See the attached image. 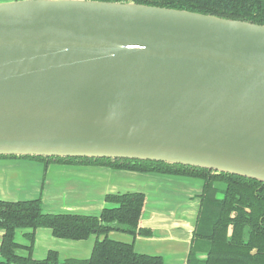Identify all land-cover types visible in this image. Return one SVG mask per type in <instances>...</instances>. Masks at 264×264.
<instances>
[{
	"label": "water",
	"instance_id": "obj_1",
	"mask_svg": "<svg viewBox=\"0 0 264 264\" xmlns=\"http://www.w3.org/2000/svg\"><path fill=\"white\" fill-rule=\"evenodd\" d=\"M0 155L264 182V24L134 1L0 0Z\"/></svg>",
	"mask_w": 264,
	"mask_h": 264
},
{
	"label": "trees",
	"instance_id": "obj_2",
	"mask_svg": "<svg viewBox=\"0 0 264 264\" xmlns=\"http://www.w3.org/2000/svg\"><path fill=\"white\" fill-rule=\"evenodd\" d=\"M134 1L147 5L185 9L219 17L264 24V0H105ZM67 165H99L113 169L155 172L200 179L203 182L200 206L185 264H264V193L256 190L264 182L235 174L204 168L169 164L162 161L88 157H43L0 155ZM222 197H218V194ZM262 197V198H261ZM104 200L115 206L104 207L98 215L44 213L41 198L24 201L0 200V264H59L57 251L44 258L32 257L34 231L49 228L55 237L83 240L95 235L88 258H67L63 264H164L160 255L138 253L132 242L108 237L113 230L132 235L150 236L152 230L138 222L145 195L142 192L106 194ZM248 207V210L245 208ZM229 225L231 227L228 232ZM17 228H32L25 236L29 245L26 256L15 252ZM101 237V238H100ZM204 255L201 257L200 255Z\"/></svg>",
	"mask_w": 264,
	"mask_h": 264
},
{
	"label": "crops",
	"instance_id": "obj_3",
	"mask_svg": "<svg viewBox=\"0 0 264 264\" xmlns=\"http://www.w3.org/2000/svg\"><path fill=\"white\" fill-rule=\"evenodd\" d=\"M203 182L197 178L155 172L113 169L99 165H63L29 159L0 158V199L25 200L40 197L45 212L98 214L115 206L106 194L142 192L145 195L139 226L152 235H132L113 230L108 237L132 242L138 253L160 255L164 264H185L200 206ZM31 228H17L15 252L26 255L25 237ZM3 230L0 229V236ZM96 236L83 240L57 238L48 228L35 230L32 256L43 258L56 250L60 260L88 258Z\"/></svg>",
	"mask_w": 264,
	"mask_h": 264
},
{
	"label": "flooded vegetation",
	"instance_id": "obj_4",
	"mask_svg": "<svg viewBox=\"0 0 264 264\" xmlns=\"http://www.w3.org/2000/svg\"><path fill=\"white\" fill-rule=\"evenodd\" d=\"M4 159H8V158H4ZM9 159H20V158H9ZM41 162H42V161H41ZM43 163H44V162H43ZM50 163H53V162H50ZM48 164H49V163H48ZM48 164H46V165H48ZM44 165H45V163H44ZM46 165H45V166H46ZM63 165H67V164H63ZM256 190L261 191L262 194L264 193V190L261 189V186H260L259 188H257ZM217 196H218V197H222V194L219 193ZM261 198H262V197H261ZM199 199H200V195H199ZM198 210H199V209H198ZM245 210L249 211V210H248V207H246ZM197 216H198V213H197ZM196 218H197V217H196ZM138 224H139V222H138ZM260 224H261V226H264V220H263L262 218L260 219ZM38 228H39V227H38ZM43 228H46V227H43ZM194 228H195V226H194ZM36 229H37V228H36ZM36 229H35V230H36ZM48 229H49V228H48ZM230 229H231V227H230V225H229L228 232H230ZM193 230H194V229H193ZM31 231H32V228H31ZM51 233H52V232H51ZM192 234H193V232H192ZM52 235H53V234H52ZM53 236H54V235H53ZM25 237H26V236H25ZM135 237H136V236H135ZM57 238H58V237H57ZM100 238H101V237H100ZM26 239H27V238H26ZM34 239H35V231H34ZM191 239H192V238H191ZM27 240H28V239H27ZM28 242H29V240H28ZM33 243H34V241H33ZM190 244H191V243H190ZM28 245H29V244H28ZM28 245H27V246H28ZM20 247H22V246H20ZM25 247H26V246H25ZM25 247H23V248H25ZM25 249H26V248H25ZM26 251H27V250H26ZM32 251H33V246H32ZM48 251H49V250H48ZM55 251H56V250H55ZM57 253H58V252H57ZM27 254H28V251H27ZM27 254H26V255H27ZM26 255H22V256H26ZM45 256H46V255H45ZM45 256H44V257H45ZM58 256H59V255H58ZM200 256L203 257L204 255L202 254V255H200ZM32 257H33V256H32ZM44 257H43V258H44ZM59 259H60V258H59ZM65 259H67V258H65ZM65 259H63V260H65ZM63 260H60L59 264H63V263H62Z\"/></svg>",
	"mask_w": 264,
	"mask_h": 264
}]
</instances>
